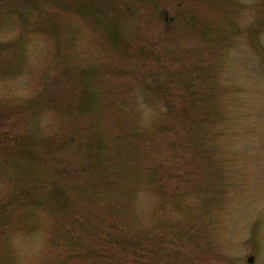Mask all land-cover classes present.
Returning a JSON list of instances; mask_svg holds the SVG:
<instances>
[{
    "label": "rangeland",
    "instance_id": "rangeland-1",
    "mask_svg": "<svg viewBox=\"0 0 264 264\" xmlns=\"http://www.w3.org/2000/svg\"><path fill=\"white\" fill-rule=\"evenodd\" d=\"M0 264H264V0H0Z\"/></svg>",
    "mask_w": 264,
    "mask_h": 264
}]
</instances>
